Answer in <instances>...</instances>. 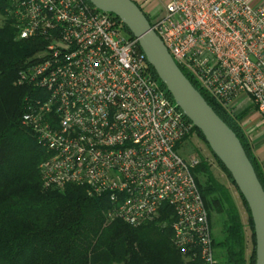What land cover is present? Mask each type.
Listing matches in <instances>:
<instances>
[{"label":"built area","instance_id":"2783aa9c","mask_svg":"<svg viewBox=\"0 0 264 264\" xmlns=\"http://www.w3.org/2000/svg\"><path fill=\"white\" fill-rule=\"evenodd\" d=\"M9 5L17 39L46 43L17 80L38 94L21 121L45 151L43 187L105 196L108 220L133 227L167 208L180 255L219 264L191 173L198 161L176 150L194 126L151 75L136 39L86 0ZM164 10L149 24L180 72L227 110L236 96L249 98L264 124V3L168 0Z\"/></svg>","mask_w":264,"mask_h":264},{"label":"trees","instance_id":"16d2710c","mask_svg":"<svg viewBox=\"0 0 264 264\" xmlns=\"http://www.w3.org/2000/svg\"><path fill=\"white\" fill-rule=\"evenodd\" d=\"M10 2L0 0V264H183L182 255L171 242L169 224L173 217L169 209L164 208L159 218L133 227L119 219L108 220L111 207L105 196H90L84 187L76 185L53 189L41 184L38 166L46 154L35 134L21 121L27 100L38 94L32 86L19 84L17 80L23 64L46 43L41 38L17 39L19 31L9 14ZM122 32L132 38L123 25ZM149 71L158 80L151 67ZM187 79L238 137L264 190V174L253 156L239 118L207 97L189 76ZM192 134L209 150L197 129L194 128ZM189 136L177 144V152ZM209 152L235 189L247 214L244 225L230 189L217 180L206 158L198 155L197 165L191 173L204 203L208 223L213 211L227 218L222 241L212 238L215 256L219 257L218 249L225 264H253L255 238L250 213L231 176L211 150ZM199 175L205 178L204 183ZM246 226L250 230L249 255L245 251ZM190 264H197V261Z\"/></svg>","mask_w":264,"mask_h":264},{"label":"water","instance_id":"95a60500","mask_svg":"<svg viewBox=\"0 0 264 264\" xmlns=\"http://www.w3.org/2000/svg\"><path fill=\"white\" fill-rule=\"evenodd\" d=\"M97 10L114 15L136 39L146 63L157 76L168 96L197 129L208 149L226 169L250 213L253 226L254 262L264 264V190L241 143L220 120L180 72L140 7L132 0H86Z\"/></svg>","mask_w":264,"mask_h":264},{"label":"crops","instance_id":"0c3cea01","mask_svg":"<svg viewBox=\"0 0 264 264\" xmlns=\"http://www.w3.org/2000/svg\"><path fill=\"white\" fill-rule=\"evenodd\" d=\"M145 14L148 22H152L165 13L164 6L168 0H132ZM264 3V0H259ZM233 116L239 118L242 131L248 140L255 160L264 174V124L257 109L249 98L238 95L229 105Z\"/></svg>","mask_w":264,"mask_h":264},{"label":"rangeland","instance_id":"374dc122","mask_svg":"<svg viewBox=\"0 0 264 264\" xmlns=\"http://www.w3.org/2000/svg\"><path fill=\"white\" fill-rule=\"evenodd\" d=\"M1 19H0V24H1ZM181 149L178 151L179 154L187 159H196L198 160V155L199 156H203L204 158H206L207 162L210 163L211 165V170L214 174V176L217 178V180L222 183L223 185H226L231 193H232V198L233 201H235L236 206L238 208V212L241 214V219L243 224L245 225V222L247 220V214L244 211V208L242 206L241 200L238 198V195L235 191V189L232 187V185L229 183V181L227 180L226 175H224L221 170L217 167L216 163H214V160L212 159L209 150L206 149L205 145L202 143V141H200L198 138L195 137L194 134L189 136V139L187 141H185L181 147ZM199 179L201 181V183L205 182V178L201 175H199ZM157 218H159L157 216ZM156 218V219H157ZM226 216L224 214H217L214 211L212 213H210V221H209V227L211 228V235L213 240L218 241H222L223 238V231L225 229V221H226ZM246 234H247V246H246V252L249 255V253L251 252V241H250V230L249 227L246 226ZM216 253H218V258L216 257V259L218 260L219 264H225L224 263V259L223 257L221 258L219 255V251L218 249H216ZM183 258V257H182ZM191 262H189L187 259L183 258V264H190ZM198 264V263H197Z\"/></svg>","mask_w":264,"mask_h":264}]
</instances>
